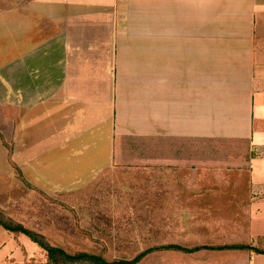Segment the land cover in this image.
I'll list each match as a JSON object with an SVG mask.
<instances>
[{"label": "crops", "instance_id": "obj_1", "mask_svg": "<svg viewBox=\"0 0 264 264\" xmlns=\"http://www.w3.org/2000/svg\"><path fill=\"white\" fill-rule=\"evenodd\" d=\"M10 121L13 170L31 185L95 188L105 171L112 187L160 183L167 213L190 207L192 236L205 239L192 246L238 244L206 239L229 233L254 244L264 237V0H0L1 133ZM15 210L5 214L59 246L62 219ZM8 232L0 264L47 263ZM246 251L192 255L264 264Z\"/></svg>", "mask_w": 264, "mask_h": 264}, {"label": "rangeland", "instance_id": "obj_2", "mask_svg": "<svg viewBox=\"0 0 264 264\" xmlns=\"http://www.w3.org/2000/svg\"><path fill=\"white\" fill-rule=\"evenodd\" d=\"M0 135L4 136V144H1L6 154L4 168L0 173V200L4 203L18 193L21 199L19 203L14 202L16 205L9 203L0 210L3 213L16 214L15 208L21 206L25 210L23 215L25 221L29 219V208L38 209L42 213L47 212L43 222L47 219L53 221L54 218L59 222V219H62L60 223L66 225V229L56 231L52 236V243L69 250L68 252L87 251L108 260L130 259L152 246L175 243L190 247L205 240L200 235L192 236V214L188 211L190 207L184 206L179 216L167 213L172 206L165 205L164 201L170 190L163 188L162 185L161 188L158 187L160 183L150 189L146 187L147 185L141 187L136 185L126 189L124 180L118 179L115 182L116 186L112 187L110 185L112 181L109 183L110 174L105 171L99 173L91 182L96 184L95 188L61 189L56 182H52V186L44 189L31 185L22 174L19 175L13 170L11 121L5 123L3 133L0 132ZM184 159L186 158L182 156V163H186ZM187 160L188 165L192 167V156L187 157ZM190 176L187 171L180 172L183 181ZM76 177H79L76 181L82 184L86 180H92L82 174H76ZM76 181L71 182V185L79 184ZM116 193L121 196L116 195L115 199ZM156 193L160 196H156ZM60 199L63 202H60ZM88 199L90 201H87ZM0 230L9 234L3 228ZM233 235L229 233L228 237L206 239L215 243L239 242V244L242 239H247L243 238V234L237 236L238 239ZM47 239L49 241V238ZM252 245L264 248V237L256 238ZM246 252L250 255L256 254L253 251ZM237 254L240 253L199 252L192 255L175 250H160L148 254L138 264H215L214 262L226 264L225 257H237ZM260 260L263 261L264 257Z\"/></svg>", "mask_w": 264, "mask_h": 264}, {"label": "trees", "instance_id": "obj_3", "mask_svg": "<svg viewBox=\"0 0 264 264\" xmlns=\"http://www.w3.org/2000/svg\"><path fill=\"white\" fill-rule=\"evenodd\" d=\"M0 226L4 229L11 231L18 235H25L33 242L38 244L44 251L47 257L46 264H138L140 263L148 254L160 251V250H175L184 253H192L203 248L209 249H243L250 250L257 254H264V248H259L248 243H238V244H224V245H197V246H183L180 244L169 243L161 244L157 246H152L147 249L142 250L133 258L130 259H114L108 260L105 257L94 254L87 251L79 252H68L59 246L52 245L48 239L41 233L32 230L22 223L15 221L14 219L8 217L5 213L0 210Z\"/></svg>", "mask_w": 264, "mask_h": 264}]
</instances>
